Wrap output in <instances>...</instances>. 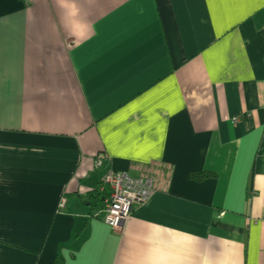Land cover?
Segmentation results:
<instances>
[{
  "label": "crops",
  "instance_id": "1",
  "mask_svg": "<svg viewBox=\"0 0 264 264\" xmlns=\"http://www.w3.org/2000/svg\"><path fill=\"white\" fill-rule=\"evenodd\" d=\"M150 166L112 230L90 197ZM56 258L264 264V0H0V264Z\"/></svg>",
  "mask_w": 264,
  "mask_h": 264
},
{
  "label": "built area",
  "instance_id": "2",
  "mask_svg": "<svg viewBox=\"0 0 264 264\" xmlns=\"http://www.w3.org/2000/svg\"><path fill=\"white\" fill-rule=\"evenodd\" d=\"M97 158L96 165L101 164ZM151 175L143 177H129L124 173H106L100 190H104L102 200L103 221L112 230L122 231L130 217L131 210L135 205L144 204L153 194L152 185L155 184L154 168L146 169Z\"/></svg>",
  "mask_w": 264,
  "mask_h": 264
},
{
  "label": "trees",
  "instance_id": "3",
  "mask_svg": "<svg viewBox=\"0 0 264 264\" xmlns=\"http://www.w3.org/2000/svg\"><path fill=\"white\" fill-rule=\"evenodd\" d=\"M215 176L212 172H202V173H191L190 178L196 181H202L204 178ZM104 194H95L92 199V206L94 208L100 209L102 207V200ZM48 264H63V260L56 258L54 261Z\"/></svg>",
  "mask_w": 264,
  "mask_h": 264
},
{
  "label": "rangeland",
  "instance_id": "4",
  "mask_svg": "<svg viewBox=\"0 0 264 264\" xmlns=\"http://www.w3.org/2000/svg\"><path fill=\"white\" fill-rule=\"evenodd\" d=\"M234 121L236 122L237 120L236 119H234ZM99 159H101L102 160V158L99 156ZM97 161V159L95 158L94 159V166H95V168H99V167H101L102 165V161H101V164L100 165H96V162ZM142 169H144L143 170V172H142V175H145V176H143V177H146V175H148V176H150L151 177V175L149 174V172H147V170L145 169V168H142ZM109 173H111V172H114V173H117V172H115V171H108ZM108 172H106V173H108ZM105 173V174H106ZM119 173H124V174H126L125 172H119ZM127 175V174H126ZM105 176V175H104ZM127 176H129V175H127ZM129 177H131V176H129ZM152 177H154V179H155V184L154 185H152V187H153V191H155L156 190V188H158V186H156V177H155V171H154V175L152 176ZM104 178V177H103ZM134 178V177H133ZM147 178V177H146ZM102 181H103V179H102ZM101 187H102V185H101ZM101 187H100V189H101ZM104 193V190H100L99 192H97V191H95L94 193H93V196L95 195V194H103ZM149 200V199H148ZM147 200V201H148ZM146 201V202H147ZM90 202H91V206H92V200H91V197H90ZM64 205V202L62 201L61 203H60V206L62 207ZM92 207H94V206H92ZM94 209H96V208H94ZM98 211V213H97V217H99L102 221H103V217H104V215H103V206L100 208V209H98L97 210ZM132 211V210H131ZM104 222V221H103ZM105 223V222H104ZM115 231V230H114ZM116 232H120V231H116Z\"/></svg>",
  "mask_w": 264,
  "mask_h": 264
}]
</instances>
